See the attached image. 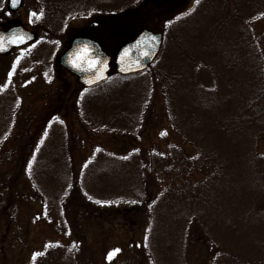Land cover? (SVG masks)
I'll use <instances>...</instances> for the list:
<instances>
[{
	"label": "trees",
	"instance_id": "1",
	"mask_svg": "<svg viewBox=\"0 0 264 264\" xmlns=\"http://www.w3.org/2000/svg\"><path fill=\"white\" fill-rule=\"evenodd\" d=\"M146 1L37 0L35 25L59 34L69 18L98 13L100 32L94 39L107 50L108 38L122 31V16ZM6 14L5 0H0V19ZM262 19L264 0H191L167 21L162 53L140 75L111 73L95 88L77 86L70 92L65 87L66 93L50 97L53 107L44 94L40 98L46 107L27 112L24 122L17 113L20 105L0 95V155H8L0 157V222L11 226L12 220L25 218V206L32 203L29 191L47 206L42 195L47 187L54 191L58 209L62 202L73 204L71 215L74 204L86 207L90 201L102 211L109 208L110 216L147 215L148 264H156L153 255L160 243L165 253L176 247L181 263L189 264L184 248L193 229L204 233L220 264H264V154L257 149L261 143L264 151V55L252 27ZM56 48L53 41L39 40L31 49L35 57L50 59ZM69 104L81 136L96 142L77 175L69 169L71 147L60 112ZM157 110L160 127L188 148L167 141L159 153L147 150L140 159L128 154L127 145L123 155H116L112 153L122 150L121 145L113 146V140L110 152L108 144L99 142L102 134L121 142L135 138L154 125ZM11 139L19 141L16 150ZM185 178L193 179L188 183ZM151 182L156 197L146 188ZM135 184L143 192L129 200L115 195L120 191L114 197L109 193L110 187ZM121 203L125 206L120 209ZM78 247L71 239L65 245L50 243L31 264H78Z\"/></svg>",
	"mask_w": 264,
	"mask_h": 264
},
{
	"label": "rangeland",
	"instance_id": "2",
	"mask_svg": "<svg viewBox=\"0 0 264 264\" xmlns=\"http://www.w3.org/2000/svg\"><path fill=\"white\" fill-rule=\"evenodd\" d=\"M190 2L191 0H147L136 10L122 16L120 19L122 31L119 35L107 37L110 44H108L107 50L105 49L106 53L113 57L115 44L128 41V38H132L143 29L167 35L169 28L167 21L186 8ZM6 5L7 0H5V8ZM39 11L37 0H23L21 8L17 12L10 13L7 11V14L0 19V31L6 30L16 21L25 31L36 33L35 28L37 29L39 34L36 33V42L39 40L53 41L57 44L56 53L50 59L35 57L31 49L34 44H30L12 51L5 60L0 62V95L1 97L7 96L10 101L14 100L20 105L17 113L20 115L19 118L22 122L29 118V116H24L27 112L30 115L46 107V101L40 98L44 94L48 95L47 103L49 102L53 107L52 97L66 93L67 88L70 89V92L75 88L77 90L81 88L74 77L59 67L58 58L69 47L70 41L74 37L84 36L94 39V35L100 32L97 27L89 26L91 23L99 21L98 13L69 18L63 30L58 34L54 32V28L49 30L48 27H37L35 23H38L39 19L28 16L31 13L38 15ZM252 27L256 42L261 47L260 50L264 55V19L255 22ZM121 37L123 39L120 40ZM9 73H11V76ZM60 112L66 123L62 128L67 133V146L71 147L69 169L74 175H77L83 169L87 160L91 158L96 142H91L88 138L81 136L83 133L82 127L78 126L75 109L73 107L71 109L70 104L61 107ZM156 113L158 118L153 116L152 119L154 125L141 130L135 138L126 137L124 141L127 143L121 142L119 138L116 139L111 134H102L103 136L99 137L101 138L99 142L108 144L105 145V148L110 152L111 149L109 148L113 140L115 141L113 146L121 145L122 150L112 153L116 155H123L125 145H127L128 154L135 155L140 159L145 158L147 150L159 153L161 147L166 146V143L168 144L167 141L173 142L179 147L188 148L177 139L171 130L169 133L167 130H163L164 127H160L158 123L161 116L158 110L154 114ZM36 118L39 119L40 117L37 116ZM30 123H28L26 130H28ZM33 125L35 124L33 123ZM153 127H156V130ZM14 130H17V128H14ZM9 144L11 148L16 150L19 141L11 139ZM258 145L260 147H257V149L264 154L261 143H258ZM6 156H8L7 153L0 155V157ZM139 177L141 176H137L136 179ZM1 179L3 178L0 177ZM192 179L185 178V181L189 183ZM155 185L154 182H151L148 187L146 185V188L156 197ZM112 188L117 189L111 191ZM112 188L110 187L109 190L111 197H114L113 194L120 191L115 194L117 197L119 196L120 200H129L135 194L138 195V191L143 192V188L138 184H135L133 188L129 186ZM17 189L21 192L20 185ZM29 193L32 197V203H27L25 206V218H20V221L12 220L11 226L6 225L5 222H0V264H31L33 256L39 249L50 243L65 245L70 239L77 243L78 248L81 249L76 253L82 264H86L88 261L89 264H148L147 256L144 253V245L149 241L148 236V241L146 239L147 215L133 216L132 219L123 218L121 214L110 216L112 211L108 210L109 208L102 211L92 201L86 207H82L77 203L74 204L76 209L71 215L70 210L73 204L67 201V207H65L62 202L61 208L58 209V206L53 203L55 200L53 190L44 187V193H42L44 202H47V199L50 201L44 207L39 204L34 193V195L31 191ZM140 197H143L142 193ZM98 205L100 206V204ZM113 206L116 207V205ZM124 206L123 203L119 204L120 209ZM186 244L184 251L189 264H202L203 260H207L208 264H220V260L214 258L215 256L219 257V255L216 252H210L211 245L207 242L204 233L193 229L187 235ZM159 245L157 252L153 255L156 264H182L176 247L175 252L165 253L161 247L163 245L161 243ZM112 252H115V254L109 258V253Z\"/></svg>",
	"mask_w": 264,
	"mask_h": 264
},
{
	"label": "water",
	"instance_id": "3",
	"mask_svg": "<svg viewBox=\"0 0 264 264\" xmlns=\"http://www.w3.org/2000/svg\"><path fill=\"white\" fill-rule=\"evenodd\" d=\"M16 7L7 0L8 10L16 12ZM35 35L24 31L17 22L6 31H0V57L8 55L13 49L21 48L33 42ZM162 35L148 30L138 32L130 41L120 46L112 57L107 55L100 45L83 37L74 38L69 48L61 54L59 66L73 75L82 88L90 89L108 79L111 64L120 77L138 75L149 65L156 62L162 51ZM73 64L76 66L74 67Z\"/></svg>",
	"mask_w": 264,
	"mask_h": 264
},
{
	"label": "snow or ice",
	"instance_id": "4",
	"mask_svg": "<svg viewBox=\"0 0 264 264\" xmlns=\"http://www.w3.org/2000/svg\"><path fill=\"white\" fill-rule=\"evenodd\" d=\"M18 3H19V0H11V6L12 7H16ZM30 16L35 17L36 19H39V15H37L36 13H31ZM0 50H3L2 46H0ZM73 66L75 67L76 65L73 64ZM9 75L11 76V73H9ZM116 251H118V250H116ZM114 254H115V252L109 253V258H111ZM33 259L34 260L36 259L35 255L33 256Z\"/></svg>",
	"mask_w": 264,
	"mask_h": 264
}]
</instances>
